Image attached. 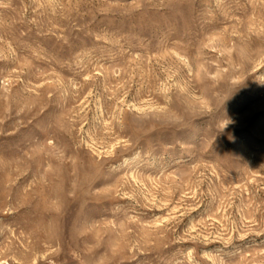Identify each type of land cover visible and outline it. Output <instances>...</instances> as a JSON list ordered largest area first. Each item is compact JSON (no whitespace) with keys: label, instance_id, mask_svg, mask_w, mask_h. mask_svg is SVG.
I'll return each mask as SVG.
<instances>
[{"label":"rangeland","instance_id":"1","mask_svg":"<svg viewBox=\"0 0 264 264\" xmlns=\"http://www.w3.org/2000/svg\"><path fill=\"white\" fill-rule=\"evenodd\" d=\"M0 264H264V0H0Z\"/></svg>","mask_w":264,"mask_h":264}]
</instances>
